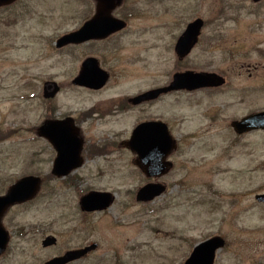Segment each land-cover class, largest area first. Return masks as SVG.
<instances>
[{"label": "rangeland", "instance_id": "rangeland-1", "mask_svg": "<svg viewBox=\"0 0 264 264\" xmlns=\"http://www.w3.org/2000/svg\"><path fill=\"white\" fill-rule=\"evenodd\" d=\"M89 1L20 0L0 9V194L24 175L43 178L37 197L4 217L10 240L0 264H41L93 242L95 251L69 264H183L214 235L226 240L215 264H264V204L255 198L264 192V131L239 135L231 126L233 118L264 109V1L124 0L115 11L129 22L121 33L58 49L56 40L91 16ZM196 17L205 19L199 43L179 60L175 43ZM88 55L110 73L102 89L72 84ZM187 70L215 72L226 83L139 106L119 99ZM47 80L61 86L48 100ZM93 107L101 110L82 117ZM48 115L72 116L85 141L84 165L65 178L48 177L56 151L36 133ZM157 119L178 147L169 156L172 171L155 179L120 143L138 123ZM148 182L167 189L138 201ZM90 190L110 191L115 201L84 213L78 201ZM49 234L57 243L44 247Z\"/></svg>", "mask_w": 264, "mask_h": 264}, {"label": "water", "instance_id": "water-1", "mask_svg": "<svg viewBox=\"0 0 264 264\" xmlns=\"http://www.w3.org/2000/svg\"><path fill=\"white\" fill-rule=\"evenodd\" d=\"M14 0H0V6L11 3ZM102 11L78 31L69 33L57 41V47H62L69 43H80L90 38H104L114 31L123 28L124 21L117 20L110 16L111 10L122 0H99ZM258 1V0H256ZM204 21L200 18L192 21L187 26L183 35L176 45V52L180 59L190 53L198 41ZM109 78L108 73L102 70L98 61L94 58L87 59L82 65L79 75L73 80L74 84L92 88H101ZM222 80L212 73L203 72H181L174 75L172 83L163 88L154 89L140 94L130 101L139 104L146 100L158 97L161 93L171 90L187 89L193 90L201 87L219 85ZM60 91V86L55 81L44 83L43 95L45 98H53ZM235 130L243 133L255 128H264V112L250 115L241 121L233 123ZM39 135L46 136L58 150L53 173L58 176L67 175L74 168L83 163L81 151L83 139L79 137L80 130L74 125L72 118L61 121H46L39 129ZM122 145L130 148L138 156L134 162L139 165L148 176H160L167 173L172 167V163L166 161L169 153L176 148V142L168 131L167 125L162 121H148L139 124L132 132L129 140L123 141ZM41 184L39 177L28 176L19 180L13 185L8 194L0 197V255L6 250L9 234L3 227L1 220L8 208L16 202H24L33 198ZM166 186L160 183H150L141 188L138 192V200L148 201L165 191ZM256 198L264 202V194H258ZM114 201V196L110 192L92 191L83 196L80 200L83 211L102 210L109 207ZM56 243L53 235L47 236L44 246ZM225 244V240L220 236L212 237L198 244L185 264H214L217 249ZM97 244L94 243L82 249L67 251L64 255L56 256L43 264H67L79 259L89 251L94 250Z\"/></svg>", "mask_w": 264, "mask_h": 264}, {"label": "flooded vegetation", "instance_id": "flooded-vegetation-1", "mask_svg": "<svg viewBox=\"0 0 264 264\" xmlns=\"http://www.w3.org/2000/svg\"><path fill=\"white\" fill-rule=\"evenodd\" d=\"M89 43L87 44H79V45H74V47H80V46H83V45H88Z\"/></svg>", "mask_w": 264, "mask_h": 264}]
</instances>
